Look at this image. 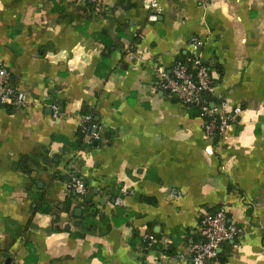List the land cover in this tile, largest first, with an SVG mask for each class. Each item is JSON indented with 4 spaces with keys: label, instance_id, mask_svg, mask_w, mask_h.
Segmentation results:
<instances>
[{
    "label": "crops",
    "instance_id": "crops-1",
    "mask_svg": "<svg viewBox=\"0 0 264 264\" xmlns=\"http://www.w3.org/2000/svg\"><path fill=\"white\" fill-rule=\"evenodd\" d=\"M162 4L152 21L143 0H0V65L30 99L0 105V264H192L219 209L239 234L207 264H264V0ZM193 37L218 95L243 108L223 137L156 76Z\"/></svg>",
    "mask_w": 264,
    "mask_h": 264
},
{
    "label": "built area",
    "instance_id": "built-area-1",
    "mask_svg": "<svg viewBox=\"0 0 264 264\" xmlns=\"http://www.w3.org/2000/svg\"><path fill=\"white\" fill-rule=\"evenodd\" d=\"M85 4L92 2L100 5L103 0H75ZM150 9L149 19L154 21L158 14L164 11L163 0H143ZM205 42L199 37H193L190 43L192 55L185 60L176 61L169 69L158 67L156 76L160 88L170 97H174L184 105H195L203 119V128L207 136L223 137L229 127L237 122L243 113L240 105L232 103L230 99L218 95L217 83L211 67L203 61L202 48ZM129 59L137 63L139 56L129 49ZM30 101L28 96L18 91L11 84V73L7 67L0 65V105H23ZM56 115L58 107L53 105ZM90 120L86 117L84 123ZM96 127V126H94ZM90 137L95 139L100 134L87 127ZM69 187L80 196L88 194V187L78 175L71 176ZM120 203V199L116 201ZM199 238L190 245L189 254L192 264H207L210 260L219 258L221 245L233 241L239 234L235 222L229 220L228 211L219 209L216 212H205L199 225ZM163 260L170 256L161 254ZM177 258L186 259L185 253L178 254Z\"/></svg>",
    "mask_w": 264,
    "mask_h": 264
},
{
    "label": "trees",
    "instance_id": "trees-1",
    "mask_svg": "<svg viewBox=\"0 0 264 264\" xmlns=\"http://www.w3.org/2000/svg\"><path fill=\"white\" fill-rule=\"evenodd\" d=\"M96 37L98 39H102V40L105 41L106 48H111L115 44V41L107 36V32L106 31H102V32L97 33ZM186 106H187V108L190 109L192 114H196V113L199 112L198 107H196L195 105L188 104ZM78 136H79V139L75 143V147H83L84 146V131H83V128L79 129ZM124 213H125V210L123 208H119L118 216L120 217ZM115 219L118 220L117 216L115 217Z\"/></svg>",
    "mask_w": 264,
    "mask_h": 264
},
{
    "label": "water",
    "instance_id": "water-1",
    "mask_svg": "<svg viewBox=\"0 0 264 264\" xmlns=\"http://www.w3.org/2000/svg\"><path fill=\"white\" fill-rule=\"evenodd\" d=\"M89 200V198H87Z\"/></svg>",
    "mask_w": 264,
    "mask_h": 264
}]
</instances>
